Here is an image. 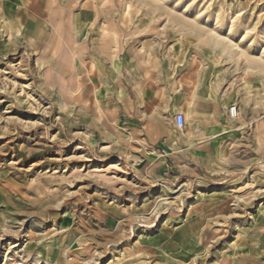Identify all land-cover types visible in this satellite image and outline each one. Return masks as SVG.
Returning <instances> with one entry per match:
<instances>
[{
    "label": "rangeland",
    "instance_id": "obj_1",
    "mask_svg": "<svg viewBox=\"0 0 264 264\" xmlns=\"http://www.w3.org/2000/svg\"><path fill=\"white\" fill-rule=\"evenodd\" d=\"M49 11L55 40L75 51L76 32L103 57L99 90L85 83L80 103L65 104L35 64L47 35L33 38V24ZM193 66L239 107L230 125L263 131L250 162L226 166L259 201L234 204L215 245L185 249L177 226L212 202V189L160 186L140 171L133 131L142 116L120 108L136 82L140 100L159 82L193 84ZM244 138L239 147L251 146ZM253 222L264 234V0H0V264H228L254 237Z\"/></svg>",
    "mask_w": 264,
    "mask_h": 264
},
{
    "label": "crops",
    "instance_id": "obj_2",
    "mask_svg": "<svg viewBox=\"0 0 264 264\" xmlns=\"http://www.w3.org/2000/svg\"><path fill=\"white\" fill-rule=\"evenodd\" d=\"M50 12L46 19L43 18L45 24H33L41 35H32L33 38L41 39L47 35L35 64L43 69V83L56 89L65 104L80 103V89L85 83L91 87L94 81L95 89L99 90L97 80L102 73L98 61L103 57L98 50L92 51L85 44L81 45L76 32L78 46L75 51L55 40L54 19ZM107 36L105 30L101 43L106 42ZM168 64L170 65L169 61ZM196 69L193 66V84L182 82L178 77L171 83L159 82L143 95L142 100L138 96L140 87L136 82L135 96L131 97L124 92V104L120 108L124 114L142 116L141 127L133 131L135 138L139 140L134 155L140 163V171L144 170L148 178L157 182L164 180L168 184L185 179L192 184L205 182L212 189L208 193V200L212 202L196 207L194 213L177 226L178 236L185 249L193 242L199 244V241L206 246L215 245L225 238V224L229 222L227 217L234 204L241 202L246 206H253L259 201L256 186L251 182L238 183L234 175H227L226 166L230 163L237 168L250 162L260 149L263 127L259 130L256 124L253 131H248L239 127L235 129L234 125H230L227 121V104L230 99L224 102L214 85L203 84ZM113 86L118 91L117 84ZM186 104L194 117L195 125L193 129L180 130L175 124V116L181 113L186 117ZM106 116L110 121L115 119L114 111ZM167 119H172L170 125ZM239 136L242 139L245 136L251 137L252 145L247 146L243 141L244 146L239 147V142L236 141ZM224 143L227 144L226 148ZM238 177L243 176L240 174ZM252 227L256 232L249 242L243 243L244 252L236 260L233 258L236 253L231 250L224 262L264 264V234L260 232L263 226L253 222L250 228Z\"/></svg>",
    "mask_w": 264,
    "mask_h": 264
},
{
    "label": "built area",
    "instance_id": "obj_3",
    "mask_svg": "<svg viewBox=\"0 0 264 264\" xmlns=\"http://www.w3.org/2000/svg\"><path fill=\"white\" fill-rule=\"evenodd\" d=\"M228 111H229V115H230L231 119L236 121L238 118L239 107L237 105H232L229 107ZM175 124L180 130H183L185 128V125H186L185 115L181 114V113L177 114L175 116ZM162 153H165V151H162ZM176 181L180 182V181H186V180L185 179H178ZM164 184H166L164 180L161 182H158V185H160V186H163ZM179 189H181V188L179 187Z\"/></svg>",
    "mask_w": 264,
    "mask_h": 264
},
{
    "label": "bare ground",
    "instance_id": "obj_4",
    "mask_svg": "<svg viewBox=\"0 0 264 264\" xmlns=\"http://www.w3.org/2000/svg\"><path fill=\"white\" fill-rule=\"evenodd\" d=\"M46 13H47V12H46ZM43 18H44V17H43ZM34 29H35V28H34ZM35 31H36V30H35ZM81 57H82V56H81ZM211 85H214V87L216 88L215 90H217V92L220 94L222 100H224V98H223L224 96H223L222 93L219 91L218 87H217L215 84H211ZM77 93H78V92H77ZM229 98H230V96H229ZM228 112H229V111H228ZM229 118H230L231 121L235 122L234 120L231 119L230 115H229ZM238 118H239V113H238ZM238 118H237V119H238ZM183 130H184V129H183Z\"/></svg>",
    "mask_w": 264,
    "mask_h": 264
}]
</instances>
